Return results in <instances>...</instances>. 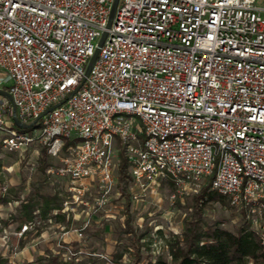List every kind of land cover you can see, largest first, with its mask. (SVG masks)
Wrapping results in <instances>:
<instances>
[{"label":"built area","instance_id":"1","mask_svg":"<svg viewBox=\"0 0 264 264\" xmlns=\"http://www.w3.org/2000/svg\"><path fill=\"white\" fill-rule=\"evenodd\" d=\"M259 1L120 0L108 29L114 0H0V90L13 100L0 96L4 148L19 151L37 134L53 155L73 143L71 156L50 171L69 181L58 188L63 205L54 215L70 223L56 250L65 260L81 262L71 238L84 242L109 203L121 155L140 195L164 180L187 189L213 178L212 190L246 215L264 247ZM14 109L26 124L39 119L36 128H17ZM80 213L77 227L72 217Z\"/></svg>","mask_w":264,"mask_h":264},{"label":"rangeland","instance_id":"2","mask_svg":"<svg viewBox=\"0 0 264 264\" xmlns=\"http://www.w3.org/2000/svg\"><path fill=\"white\" fill-rule=\"evenodd\" d=\"M258 5L264 6V1H259ZM3 136L0 133L1 264H38L42 259L56 256L61 264L70 263L63 258L64 248H61L63 253L57 252L62 228L57 226L55 219L50 223L42 218L41 223L22 238L19 232L24 207L44 205L48 198L55 195L59 201L54 204L62 203L58 188L65 187L69 181L50 171L58 169L62 160L71 156L69 148L73 143L65 142V147L53 155L37 134L33 142L21 150L9 152L3 146ZM128 178L129 165L121 155L117 159L116 186L109 203L96 213L82 245L73 241L70 243L76 254L73 258H78L80 263L104 264L98 258L103 254L121 259L125 264H134L140 247V264H155L160 256L168 257L169 242L175 236H182L187 224L197 220L232 232L245 224L251 227L246 215L232 207L227 198L214 199L203 206L199 198L208 181L184 189L170 180H164L140 195L136 189L133 190ZM69 225L66 220V227ZM80 247L87 253H79Z\"/></svg>","mask_w":264,"mask_h":264},{"label":"trees","instance_id":"3","mask_svg":"<svg viewBox=\"0 0 264 264\" xmlns=\"http://www.w3.org/2000/svg\"><path fill=\"white\" fill-rule=\"evenodd\" d=\"M212 180L213 178L208 180L207 187L199 198L204 207L208 201L224 198L212 190ZM169 243L168 257L160 256L155 264H264V247L260 236L246 224L232 232L197 220L187 224L182 236H175ZM140 250L139 247L134 264H140ZM38 264L61 263L56 256L42 259ZM68 264L83 263L72 261Z\"/></svg>","mask_w":264,"mask_h":264},{"label":"crops","instance_id":"4","mask_svg":"<svg viewBox=\"0 0 264 264\" xmlns=\"http://www.w3.org/2000/svg\"><path fill=\"white\" fill-rule=\"evenodd\" d=\"M55 197H56V195L48 198L49 200H47L44 205L42 204V205L36 206V207H34V206L32 207V206L27 205L26 207H24L23 210H25V212L23 211V214H22L23 224L21 226V230L25 224H27L31 221H35L39 217L45 218L46 220H48L49 218L55 219L57 226H59L61 228L65 227L67 218L64 215L54 216L57 212H59L61 210L62 205H63V201H62V203H60L58 205L54 204L55 201H59L58 198L56 197L57 198L56 199ZM62 200H63V198H62ZM49 201L50 202L53 201V202L50 203ZM47 210H49V211L46 213L45 211H47ZM81 218H84V214H82V213L78 214L75 218L72 217V220H74V221H72L71 224H73L74 226L81 224V221H80ZM71 239L73 242L78 243L77 241H75L74 238H71ZM79 245H82V243L81 244L79 243ZM80 250H81V247H80Z\"/></svg>","mask_w":264,"mask_h":264},{"label":"water","instance_id":"5","mask_svg":"<svg viewBox=\"0 0 264 264\" xmlns=\"http://www.w3.org/2000/svg\"><path fill=\"white\" fill-rule=\"evenodd\" d=\"M119 1L120 0H114V4H113V7H112V12H111V15H110V19H109V25H108V29L111 28L112 24H113V21L115 19V16H116V12H117V9H118V5H119ZM108 37V33L106 32L103 37L101 38V40L99 41L98 43V46L96 48V51H95V54L93 56V58L91 59L90 61V64L87 68V71H86V78L89 77L96 61L98 60L99 58V55H100V52H101V49L106 41ZM86 78L82 81L81 85L75 90V92L72 94V96L76 95L78 93V91L82 88V86L84 85V83L86 82ZM0 96L1 97H4L5 99H7L11 104H13V100H12V97L5 91H1L0 90ZM71 96V97H72ZM53 109H50L48 110L44 115H47L49 114ZM12 120L15 124V126L19 129H23V130H29V129H32V128H36L38 122H39V119L38 120H35L33 123L31 124H26L24 122H22L18 115H17V112L16 110L14 109V112H13V116H12Z\"/></svg>","mask_w":264,"mask_h":264}]
</instances>
